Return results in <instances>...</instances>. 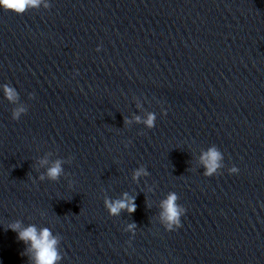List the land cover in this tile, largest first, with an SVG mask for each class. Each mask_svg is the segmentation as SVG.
<instances>
[{"label": "clouds", "instance_id": "1", "mask_svg": "<svg viewBox=\"0 0 264 264\" xmlns=\"http://www.w3.org/2000/svg\"><path fill=\"white\" fill-rule=\"evenodd\" d=\"M41 6L45 9L51 7L48 0H0V8L5 11H11L15 14H24L31 9H40ZM100 49L97 48V51ZM3 95L5 99L13 104L12 119L19 120L23 114L27 113V105L20 102L18 91L10 84L2 86ZM31 98V96H30ZM163 115H167L166 110ZM134 120L137 124H143L147 129L155 127L156 114L148 112L146 117L135 116ZM132 120L125 118V126L132 124ZM52 153L46 154L39 160L40 167L45 169L38 177L39 181L57 182L62 176H65L64 164H70L73 157L67 159L57 158L50 159ZM223 154L215 146L212 145L203 151L200 155V163L204 169L203 175L211 177L219 173V170L224 167ZM229 173L235 174L239 169L235 166L229 168ZM148 172L145 165L141 164L132 172V180L139 182L141 177H147ZM72 181L69 182V187L72 186ZM136 197L130 196L128 192L122 193L120 198L111 199L104 197V206L110 216H119L122 212L132 214L136 211L137 205L135 203ZM179 196L175 192H169L165 199L160 203V220L165 230L171 232L179 229L181 225V217L185 214L186 209L178 203ZM43 214V213H42ZM12 230L17 233V239L22 241L26 247L21 253L22 256L28 258V264H60L63 256L60 251V242L62 237L59 234H53L48 227L38 228L35 224L25 226L22 221L15 220L5 227V230ZM137 225L132 222L127 225L126 232L135 235Z\"/></svg>", "mask_w": 264, "mask_h": 264}]
</instances>
